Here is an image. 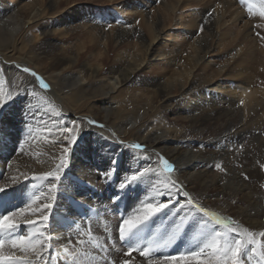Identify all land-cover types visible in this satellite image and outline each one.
<instances>
[{"label":"bare ground","instance_id":"1","mask_svg":"<svg viewBox=\"0 0 264 264\" xmlns=\"http://www.w3.org/2000/svg\"><path fill=\"white\" fill-rule=\"evenodd\" d=\"M69 1L0 0V97L24 87L35 93L17 96L0 108V187L5 188L0 192V214L47 192L46 184L34 188L41 182L31 178L53 170L50 156L61 150L59 127L91 119L105 127L85 129L70 150L50 216L55 239L48 247L58 260L49 264H118L128 258V245L119 242L114 228L119 221L114 210L135 215L145 203L155 202L147 177L119 188L122 177L134 168L156 167L159 180L153 183L162 187L165 178L177 179L210 211L236 221L229 227L247 229L264 242L259 235L264 232V80L258 82V76L243 70L237 51L225 63L208 58L216 47L205 34L195 37V31L187 30L188 43L163 45L170 24L182 20L177 12L185 0H160L155 8V0H83L80 6H69ZM263 2L247 10L237 0H198L194 16L180 25L197 22L208 35L227 26L249 37L256 23L264 37ZM129 5L135 7L133 15L139 9V27L132 19L124 20ZM56 13V22L48 19ZM24 67L48 81L50 89L40 88ZM28 101L33 111L40 109L36 115L43 120H31L26 129ZM113 138L143 144L144 150L129 149ZM157 153L175 162L172 173L163 171ZM113 159L116 173L105 182L99 171L111 167ZM113 197L119 199L113 202ZM171 213L172 208L165 209L129 237L133 245L144 238L139 241L143 248L155 236L148 257L154 264H163L169 254L198 250L206 242L203 229L197 227L165 244L167 237L155 228L170 224L175 219ZM32 218L38 220V215ZM22 220L16 218L17 223ZM32 230L22 227L21 234ZM78 233H90L83 237L89 243L80 246ZM6 236L3 254L22 255ZM70 236L76 238L72 244L67 243ZM66 246L68 253L63 251ZM28 258H34L31 252ZM131 259L147 264L136 251Z\"/></svg>","mask_w":264,"mask_h":264},{"label":"snow or ice","instance_id":"2","mask_svg":"<svg viewBox=\"0 0 264 264\" xmlns=\"http://www.w3.org/2000/svg\"><path fill=\"white\" fill-rule=\"evenodd\" d=\"M264 11V9H262ZM111 27V25H108ZM264 39V37H261ZM23 72L31 74L39 83V87L42 89H50V85L40 77L35 71H31L27 67H24ZM35 96V93H30L27 87L21 88L19 91H10L7 97H0V108H3L6 104L13 101L17 96ZM28 101L25 105L26 126L29 127L31 120L40 121L43 117H37L36 112L40 109L33 111ZM97 126L103 129L105 126L99 124L97 121L88 119L80 120L79 123L73 122V126L61 125L58 129L59 135L57 137L61 146L59 155L53 153L50 159L54 163L53 170L43 172L40 176H33L32 180H39L40 185H34V188H42L45 184L47 186V192L40 191V194L35 197L31 203H26L24 207H20L17 210L0 214V264H49L51 260H58L51 253V249L48 247L55 239L50 231V216L55 205L58 193V185L61 179V173L64 172L68 166V157L71 148L74 146L80 134L87 128ZM50 135H56L50 133ZM115 134H113L114 137ZM113 142L122 144L129 149L144 150V146L140 143L125 144L122 141L113 138ZM55 146V141L53 142ZM24 149L21 147V152ZM160 156V154H156ZM136 156V154H135ZM137 159H139L136 156ZM59 161L56 163L55 161ZM162 160L163 171L172 173L174 171V165L167 159L160 156ZM215 167L221 171L224 168L220 164H216ZM99 171V169H97ZM116 173L115 159L113 164L106 171H99V176L105 182H110ZM25 179H28L27 175L21 173ZM148 178V183L152 186V199L155 202L145 203L143 210L140 214L127 215L122 214L119 217L118 223L114 225L115 230L118 233L119 241L128 245V251L125 255L128 258L119 261L118 264H134L131 259L133 251L138 252L139 256L146 259L147 264H154L152 259L148 257L151 255V249L153 245L152 240L147 241L146 247H141L139 241H143L144 238L137 240L138 242L133 245L129 243V237L140 231V229L150 221L152 217L161 213L167 208H172L171 215L175 219L166 226H157L155 232L161 236H166L164 240L165 244H170L175 241L181 234H185L186 231H192L197 227L203 229L201 235L206 238V242L198 250L190 249L187 253H180L178 255H166L163 257V264H192L193 261L196 264H251L252 260L256 261V264H264V242L257 241L251 232L244 229L242 232H238L236 227H229L233 224L230 218H225L217 215L215 212L210 211L205 205L202 204L199 197L190 193L186 187L177 179L169 176L165 178L162 187L159 184L153 183L159 180V173L156 167H149L145 169H135L128 174H125L119 184L120 189H124L129 184L136 183ZM248 177L245 175V179ZM18 178H14L13 183H16ZM5 188L0 187V192ZM160 197L161 199H156ZM119 197H113L115 202ZM40 201V203H37ZM235 203V201H233ZM31 213V216L25 215ZM38 215V220L33 219V216ZM127 215V218H124ZM16 218H23L22 224L16 222ZM223 225L227 228V232L218 230L217 226ZM25 230L32 228V232L21 234V228ZM4 233H8L11 245L14 249H18L22 255H4L2 249L6 243L3 238ZM231 238L229 237V234ZM90 235V233H78L77 236L82 237L76 241L80 246H85L89 241L83 239V237ZM264 238V232L259 234ZM67 243L72 244L76 239L75 237H67ZM39 245V247H37ZM111 245L109 246V248ZM159 247V245H157ZM65 253L69 252V248L66 246L63 250ZM75 251V249H73ZM31 252L33 259L28 258V253ZM44 252L48 255L45 257ZM105 253H108V248L104 249ZM205 257L201 259V257ZM35 257H38L36 259ZM107 259V256L105 257ZM59 264H64L60 261Z\"/></svg>","mask_w":264,"mask_h":264},{"label":"rangeland","instance_id":"3","mask_svg":"<svg viewBox=\"0 0 264 264\" xmlns=\"http://www.w3.org/2000/svg\"><path fill=\"white\" fill-rule=\"evenodd\" d=\"M159 1L160 0H155L154 5H153L154 8L157 7V5L159 4ZM261 1H263V0H260L258 2V6H259ZM69 2H70L69 6H71V5L72 6H80L79 4H82L83 0L80 2H75V0H70ZM198 5H199L198 0H185L184 2H182V5H181L182 9L177 12V14H180L179 17H181L182 20H179V25H175L174 21L170 24L171 30H169V32L167 31V33H168V35L166 36L167 39H164L163 45L164 44H171L172 42H180V41H184V42L188 43V40H191V37L189 36L187 30L195 31V34L192 35L195 37H197V35H200L201 33H202L201 35L205 34L208 37V43H210L216 47L214 50H211L209 53L206 54V56H208V58H210L211 60H217V61L219 60L220 62L225 63L227 61V59L229 58V56L235 54V52L237 51V52H239V55H237V56L240 57V59L242 58L241 60H243L245 63L243 70H249L252 74H254L255 76H258L257 77L258 82H260V80L263 82V80H264V51H263L264 40L261 38L263 36L261 33L262 28L258 27L256 25V23H253V25L251 26L252 30L249 31L250 35H249V37H246V36H242V32H240L235 27H231L232 29L235 28L234 31L232 29H231L232 31H229L230 28L225 26L224 28H227V29L219 28V29H217L215 34H213L214 35L213 36L212 34L208 35L206 33V30L203 29L199 24H197V22H195L196 23L195 25L193 23L190 26L180 25L181 23H185L187 25L186 22H188L189 19L194 16V15H192L191 12H193V10L198 7ZM263 5H264V2H263ZM107 6L110 7L109 5H107ZM133 8H135L133 5H129L128 8L123 12V17H124V20L126 19L127 21H130V22L132 19L131 23L134 24L136 27H139V23H140L139 9L137 12L138 15H137V13L135 15H133ZM260 8L264 9V6L263 7L261 6ZM251 9H254V8H251ZM49 14H51V13H49ZM209 14H210V11H208L206 13V15H209ZM57 17H58V14L56 13L54 15L49 16L48 19L54 20L56 22L57 19H55V18H57ZM246 17H247L246 19L252 20L251 17H248V15ZM97 25L99 26L100 23H98ZM105 25H106V23H105ZM56 27H58V26H56ZM228 32H232V33L229 34ZM143 33L146 34L145 31ZM55 38H58V36L56 35ZM170 38H173V39H170ZM242 38L244 41L242 40ZM249 40H250V42H249ZM242 41H243V43H242ZM246 42H248V43L246 44ZM239 45H240V48H239ZM249 45H251V46H249ZM241 46H242V48H241ZM161 47H162V45H160L159 48L161 49ZM214 54H217V55L212 56ZM260 76H262V77L260 78ZM114 213L118 214L116 209L114 210ZM225 232H227V230H225ZM229 237H230V234H229Z\"/></svg>","mask_w":264,"mask_h":264}]
</instances>
